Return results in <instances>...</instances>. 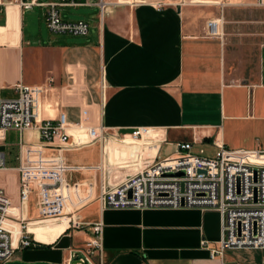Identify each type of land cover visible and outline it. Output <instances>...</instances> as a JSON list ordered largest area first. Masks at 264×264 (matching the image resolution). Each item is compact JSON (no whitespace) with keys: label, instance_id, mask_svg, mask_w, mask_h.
<instances>
[{"label":"crops","instance_id":"crops-1","mask_svg":"<svg viewBox=\"0 0 264 264\" xmlns=\"http://www.w3.org/2000/svg\"><path fill=\"white\" fill-rule=\"evenodd\" d=\"M100 1L107 4L102 20ZM4 3L0 99L17 84L42 86L53 79L57 91L43 99V118L64 113L70 124L107 129L96 144L46 150L82 168L67 173L66 180L81 184L84 193L93 185L95 200L76 213L75 222L69 217L51 225L32 222L30 231L48 247L24 257L18 251L15 260L65 264L95 237L94 226L100 224L105 264H264L259 249L212 257L222 238V217L215 209L105 208L98 200L102 186L122 183L132 165L175 156L180 143H193L196 154L195 147L204 146L215 154L219 140L231 150L264 151V6L258 0H89L59 8L66 21L89 23L87 35L74 36L49 30L47 7L22 10L10 0ZM28 12L30 22H39L38 32H25ZM214 19L221 21L222 38L207 36V23ZM43 24L54 35L48 42L41 36ZM138 127L158 129L163 142L124 143ZM21 143L39 145V131H7L0 140L6 158L0 188L15 205L21 193ZM166 146L172 148L169 155ZM33 192L21 213L28 221L39 218Z\"/></svg>","mask_w":264,"mask_h":264},{"label":"built area","instance_id":"built-area-1","mask_svg":"<svg viewBox=\"0 0 264 264\" xmlns=\"http://www.w3.org/2000/svg\"><path fill=\"white\" fill-rule=\"evenodd\" d=\"M16 3L22 10L47 7V26L55 35L85 36L90 31L89 23L66 21L59 11L63 7L88 5L89 0H54L48 3L16 0ZM258 4L264 6V0H258ZM4 5V0H0V10ZM98 6L102 20L107 4L100 1ZM221 25L217 19L208 21L207 36L222 38ZM14 90L15 98L0 99V140L7 131L22 133L27 129H37L40 143L20 144L19 204L15 205L0 188V264L13 262L18 251L41 244L30 231L32 222L48 224L65 217L75 222L76 213L95 200L91 193L93 185L84 193L81 184H71L66 180L67 173L82 168L68 165L62 154L47 155L46 150L62 152L96 144L107 136L105 127H92L82 122L70 124L64 113L56 118L42 117L43 99L57 91L53 79L42 86L20 83ZM55 106L58 107L59 103ZM123 139L126 144L163 142L161 131L150 127H138L130 139ZM193 146V143H180L175 156L132 165L131 173L122 183L102 186L98 200L105 208L215 209L222 217V238L219 247L212 250L213 258L233 249L264 251V151L231 150L219 140L215 143L216 153L209 157L204 156V151L194 153ZM5 167V154L0 152V168ZM179 173L184 175L176 176ZM32 191H36L38 197L37 221H28L21 215ZM74 225L80 227L79 223ZM94 235L85 243L86 250H74L65 264H105L100 241L102 225L94 226ZM202 245L206 246L207 242L202 241Z\"/></svg>","mask_w":264,"mask_h":264},{"label":"rangeland","instance_id":"rangeland-1","mask_svg":"<svg viewBox=\"0 0 264 264\" xmlns=\"http://www.w3.org/2000/svg\"><path fill=\"white\" fill-rule=\"evenodd\" d=\"M39 1L40 2H43V1H47V0H39ZM150 1H152V2H160L161 1V2H167V3H176V2H180L181 1L183 3L185 0H150ZM10 2H12L14 4H17L16 3V0H10ZM29 13L30 12H28V15L26 16L27 21H26V30H25V32L27 33L29 30H31V31H37L38 32L39 31V28H40L39 27V22L37 20H35V19H33L30 22L29 21ZM41 36L45 40V42H48V40L50 38H53L54 37V35H52L49 32L47 26L44 25V24L41 26ZM65 37L70 38V39H77V38L72 37V36H65ZM15 97H16V93L13 90H8V91L4 92V94H3V98L4 99L15 98ZM72 133L75 134V132H72ZM201 151H205L204 156L212 157L214 155V150L211 149L208 146L195 147V152H197L198 154H200ZM11 152H12V155L14 156L15 155V149H11ZM171 153H172V148L169 147V146H166L165 149H164V154L165 155H169ZM9 156L11 157V154H9ZM68 157L71 160H74L75 157H76V155L74 153H69L68 154ZM32 193H34V192L32 191ZM33 196L34 195H32V199H33ZM32 199H31V204H33L32 203L33 202ZM46 225H51V224H46ZM86 242H88V240ZM86 242L84 241V243H86ZM38 250L39 249H37L36 247H34V248L28 249L26 251L19 252L17 256H19V257L29 256V255H31L32 253H34L35 251H38ZM79 250L85 251L86 250V244L85 245H82L79 248Z\"/></svg>","mask_w":264,"mask_h":264},{"label":"water","instance_id":"water-1","mask_svg":"<svg viewBox=\"0 0 264 264\" xmlns=\"http://www.w3.org/2000/svg\"><path fill=\"white\" fill-rule=\"evenodd\" d=\"M184 175V173H179L176 174V176H182ZM130 197H131V193H130ZM184 206V205H183ZM36 248H42V245H38L36 246ZM8 264H54V263H48V262H34V263H29V262H24V261H19V260H15L13 262H10Z\"/></svg>","mask_w":264,"mask_h":264},{"label":"trees","instance_id":"trees-1","mask_svg":"<svg viewBox=\"0 0 264 264\" xmlns=\"http://www.w3.org/2000/svg\"><path fill=\"white\" fill-rule=\"evenodd\" d=\"M48 246L47 245H42V248H47Z\"/></svg>","mask_w":264,"mask_h":264},{"label":"bare ground","instance_id":"bare-ground-1","mask_svg":"<svg viewBox=\"0 0 264 264\" xmlns=\"http://www.w3.org/2000/svg\"><path fill=\"white\" fill-rule=\"evenodd\" d=\"M84 264V263H83ZM89 264V263H88Z\"/></svg>","mask_w":264,"mask_h":264}]
</instances>
